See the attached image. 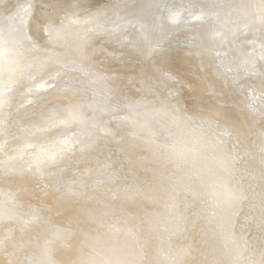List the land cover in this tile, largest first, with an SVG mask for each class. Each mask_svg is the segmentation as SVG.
<instances>
[{"label":"bare ground","instance_id":"6f19581e","mask_svg":"<svg viewBox=\"0 0 264 264\" xmlns=\"http://www.w3.org/2000/svg\"><path fill=\"white\" fill-rule=\"evenodd\" d=\"M0 264H264V0H0Z\"/></svg>","mask_w":264,"mask_h":264},{"label":"snow or ice","instance_id":"6c2138e0","mask_svg":"<svg viewBox=\"0 0 264 264\" xmlns=\"http://www.w3.org/2000/svg\"><path fill=\"white\" fill-rule=\"evenodd\" d=\"M43 86H44L43 84L40 85V87ZM61 114L63 115V113ZM65 118L72 119L71 115H68ZM64 151H67V141H60V142L53 141L51 145L42 146L41 155L47 152L50 153V156L48 157L49 159H56L57 156Z\"/></svg>","mask_w":264,"mask_h":264}]
</instances>
